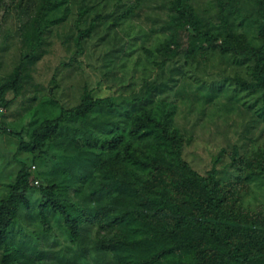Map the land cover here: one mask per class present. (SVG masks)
Returning a JSON list of instances; mask_svg holds the SVG:
<instances>
[{"label":"rangeland","instance_id":"1","mask_svg":"<svg viewBox=\"0 0 264 264\" xmlns=\"http://www.w3.org/2000/svg\"><path fill=\"white\" fill-rule=\"evenodd\" d=\"M172 3L0 0V84L16 67L22 78L19 96L5 93L12 100L0 107V125L26 139L35 125L77 105L85 88L107 99L86 119L67 120L39 155L21 151L15 156L18 141L0 134V200L22 163L38 180L28 193L29 206L20 205L0 246V264L15 251L21 264H189L197 257L188 246L204 248L203 236L192 228L159 230L164 218L144 204L138 190L120 214L119 203L110 205L93 193L104 177L95 170L97 156L108 154L113 137L128 140L131 117L143 109L173 111L171 128L182 142V159L198 174L204 175L224 150L216 165L223 209L242 225L264 217L262 91L238 84L252 81L253 61L240 52L246 44L262 43L260 7L256 0H187L195 26L216 38L209 46L192 34ZM220 10L230 34L222 27ZM93 19L94 29L79 47V31ZM142 153L143 158L151 155L146 148ZM128 170L115 172L124 173L136 189L152 178L147 171ZM47 182L57 185V196L78 219L76 240L63 218L49 209L51 230L44 231L38 205ZM138 209H146L149 217Z\"/></svg>","mask_w":264,"mask_h":264},{"label":"trees","instance_id":"2","mask_svg":"<svg viewBox=\"0 0 264 264\" xmlns=\"http://www.w3.org/2000/svg\"><path fill=\"white\" fill-rule=\"evenodd\" d=\"M264 19V0H256ZM173 9L189 24L192 34L212 46L215 36L209 31L199 30L192 17V8L187 0H173ZM222 27L230 34L227 18L223 11L219 12ZM183 23V25H185ZM95 20L88 27L79 31L77 45L93 31ZM39 32V31H38ZM40 34V32H39ZM258 37L262 41L258 47L248 44L241 50V56L253 61L252 81H238L244 89H259L262 91L264 105V21L258 28ZM16 67L12 75L0 84V107H7L12 99H6L5 93L11 91L13 98L20 94L22 78ZM106 98H95L86 88L83 90L77 105L61 108L54 118H46L33 128L25 139L21 132H16L0 125V134L15 138L18 141L15 156L21 152H42L45 141L53 139L64 123L70 119H86L88 115ZM173 111L161 107L159 110H140L133 114L130 122L129 138L125 142L113 137L108 141V154L97 156L95 170L103 174L102 181L92 189L97 200L109 202L115 207L116 213H121L124 202L134 197L136 190L144 195V204H148L154 214L164 218L159 230L164 233H177L180 230L192 228L203 236L204 248L198 244L189 245L197 257L189 264H264V217L251 225H242L225 211L218 196L219 182L217 168L225 153L221 150L213 160L212 166L204 175L192 170L182 159V142L175 129H172ZM138 148V149H137ZM148 149L151 153L144 158L139 154ZM139 150V151H138ZM144 154V153H142ZM233 162L239 161L237 149L232 150ZM136 169V174L147 171L152 178L145 180L144 188L136 189L119 175L115 169ZM153 168L154 172L150 169ZM128 170V171H129ZM139 171V172H138ZM134 173V172H133ZM33 186V175L26 163H22L13 183L8 185V194L0 200V246L6 242L10 225L18 216L20 205L29 206L28 193ZM57 185L54 182L40 189L41 201L38 210L41 215L44 231H50L46 211L59 214L69 236L76 240L79 237L78 219L73 217L64 202L56 194ZM134 191V192H133ZM142 216L149 217L146 209L136 210ZM109 242V241H108ZM19 251L3 256L4 264L16 262L21 264ZM158 256L151 259L155 261Z\"/></svg>","mask_w":264,"mask_h":264},{"label":"built area","instance_id":"3","mask_svg":"<svg viewBox=\"0 0 264 264\" xmlns=\"http://www.w3.org/2000/svg\"><path fill=\"white\" fill-rule=\"evenodd\" d=\"M33 183L38 184V180L37 179L33 180Z\"/></svg>","mask_w":264,"mask_h":264}]
</instances>
